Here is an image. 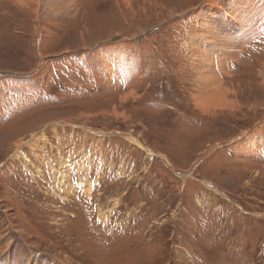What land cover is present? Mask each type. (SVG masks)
I'll return each instance as SVG.
<instances>
[{
    "label": "rangeland",
    "instance_id": "obj_1",
    "mask_svg": "<svg viewBox=\"0 0 264 264\" xmlns=\"http://www.w3.org/2000/svg\"><path fill=\"white\" fill-rule=\"evenodd\" d=\"M0 74V264H264V0H0Z\"/></svg>",
    "mask_w": 264,
    "mask_h": 264
},
{
    "label": "bare ground",
    "instance_id": "obj_2",
    "mask_svg": "<svg viewBox=\"0 0 264 264\" xmlns=\"http://www.w3.org/2000/svg\"><path fill=\"white\" fill-rule=\"evenodd\" d=\"M243 29V28H242ZM218 30V31H217ZM223 34L220 32V29L219 28H217V29H215V31H214V34L212 35V40L211 41H213L214 42V40L216 39L218 42H219V44H221V45H223V47L224 48H227L228 46H227V37H225V38H227V39H225L224 38V36H222ZM234 39V38H233ZM214 44V43H213ZM233 49L234 48H240V46H242V43H240V42H235V43H233ZM197 47H198V45H196L195 43H194V47H193V50H194V53L192 54L193 55V57L194 56H198V55H200L199 54V52H201L202 54H204L202 51H203V47H200V48H198L197 49ZM214 48V47H213ZM220 48H222V46H220ZM204 49L205 50H207L208 52H209V50H208V48L207 47H205L204 46ZM219 49V48H218ZM221 50V49H220ZM228 51V50H227ZM226 51V52H227ZM235 51V50H234ZM207 52V53H208ZM224 52V51H223ZM229 52V51H228ZM224 53V57L225 56H227L229 53ZM207 53H205V54H207ZM213 53V52H212ZM210 55V54H209ZM208 55V56H209ZM213 55L215 56V54L213 53ZM201 56V55H200ZM205 57V56H204ZM227 57H229V56H227ZM195 59V61H194V63H195V66H194V68H195V70L198 72V74H199V77L203 80V82H202V92L204 93V95H206V96H208V93H209V91H211V92H213L217 87H219L220 85H218V83H219V81H217V77H216V75H215V71H212L213 70V68H216V66H215V64H216V58H214L212 61H211V63H208L207 61L208 60H206V59H204V60H200L201 58L199 57H197V59L196 58H194ZM205 62V63H204ZM210 64H213V65H211V71L209 72V71H207L206 72V69H207V67L210 65ZM208 70V69H207ZM210 70V69H209ZM215 70V69H214ZM206 84H208L209 85V87H206V86H204V85H206ZM227 102V101H226ZM198 107H199V109H201L202 111H204L205 113L206 112H211V110L210 109H212L211 107H210V104H208V102H205V101H202V103H199V104H196ZM225 106H227V105H225ZM210 110V111H209ZM127 137H128V135H127ZM129 138V140L130 141H135L134 140V138H130V137H128ZM17 145H20V142H17L16 143ZM16 145V146H17ZM238 146H240L239 147V151H240V154L243 156L245 153H247L248 152V150H246V149H248L249 148V145H248V142H247V140H245V139H242L241 141H240V143L238 144Z\"/></svg>",
    "mask_w": 264,
    "mask_h": 264
},
{
    "label": "crops",
    "instance_id": "obj_3",
    "mask_svg": "<svg viewBox=\"0 0 264 264\" xmlns=\"http://www.w3.org/2000/svg\"><path fill=\"white\" fill-rule=\"evenodd\" d=\"M199 23V22H198ZM159 27H157V28H154V29H152V31H154L155 29H158ZM151 31V30H150ZM150 31H147V33H146V35H148V34H150L151 32Z\"/></svg>",
    "mask_w": 264,
    "mask_h": 264
},
{
    "label": "water",
    "instance_id": "obj_4",
    "mask_svg": "<svg viewBox=\"0 0 264 264\" xmlns=\"http://www.w3.org/2000/svg\"><path fill=\"white\" fill-rule=\"evenodd\" d=\"M150 32H152V30ZM3 75H5V74H0V77L3 76Z\"/></svg>",
    "mask_w": 264,
    "mask_h": 264
},
{
    "label": "trees",
    "instance_id": "obj_5",
    "mask_svg": "<svg viewBox=\"0 0 264 264\" xmlns=\"http://www.w3.org/2000/svg\"><path fill=\"white\" fill-rule=\"evenodd\" d=\"M263 247H264V245H263Z\"/></svg>",
    "mask_w": 264,
    "mask_h": 264
}]
</instances>
